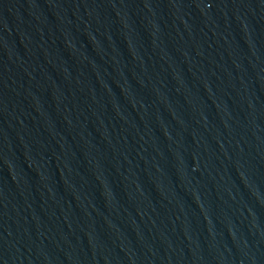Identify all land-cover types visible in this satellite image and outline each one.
<instances>
[{"label":"water","instance_id":"water-1","mask_svg":"<svg viewBox=\"0 0 264 264\" xmlns=\"http://www.w3.org/2000/svg\"><path fill=\"white\" fill-rule=\"evenodd\" d=\"M0 264H264V0H0Z\"/></svg>","mask_w":264,"mask_h":264}]
</instances>
